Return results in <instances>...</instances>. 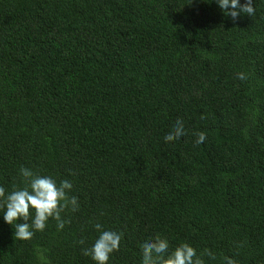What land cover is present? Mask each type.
Listing matches in <instances>:
<instances>
[{"label":"trees","instance_id":"obj_1","mask_svg":"<svg viewBox=\"0 0 264 264\" xmlns=\"http://www.w3.org/2000/svg\"><path fill=\"white\" fill-rule=\"evenodd\" d=\"M255 7L233 21L215 0H0V185L23 187L28 167L70 180L80 203L31 240L0 214V264H96L81 252L95 223L122 233L109 264H141L156 234L170 251L211 249L206 264H264V0ZM177 118L185 135L166 141Z\"/></svg>","mask_w":264,"mask_h":264},{"label":"clouds","instance_id":"obj_2","mask_svg":"<svg viewBox=\"0 0 264 264\" xmlns=\"http://www.w3.org/2000/svg\"><path fill=\"white\" fill-rule=\"evenodd\" d=\"M210 2V0H208ZM222 13L238 21L242 16L253 17L256 14L255 0H215ZM237 78L241 81L247 79V74L240 72ZM185 135L184 121L180 118L172 124L165 134L164 139L179 140ZM205 132H199L195 143L202 144L206 141ZM23 187L13 186L8 191L0 185V214L3 215L4 224L14 237L20 240H31L35 233L43 232L51 219L56 221L57 230H62L68 223L62 213L66 210L72 212L80 208L79 198L70 195L73 183L68 179L57 180L51 175H40L33 169L21 167L19 170ZM98 232L93 239L92 235L86 240L91 243L90 247H82L81 252L91 257L96 264H109L111 255L120 250L122 233L104 229L101 223H95ZM79 232L84 236L88 232V225L82 222ZM6 233L0 231V236ZM81 245L85 241H79ZM141 264H206L205 257L215 260L216 254L211 249H203L198 252L197 248L188 242H183L171 251L170 242L166 237L156 234L143 240L141 244ZM41 260H46L43 253ZM222 264H236L231 256H224Z\"/></svg>","mask_w":264,"mask_h":264}]
</instances>
